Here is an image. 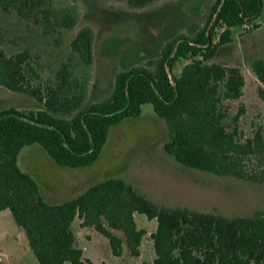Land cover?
I'll return each instance as SVG.
<instances>
[{
  "label": "trees",
  "instance_id": "obj_1",
  "mask_svg": "<svg viewBox=\"0 0 264 264\" xmlns=\"http://www.w3.org/2000/svg\"><path fill=\"white\" fill-rule=\"evenodd\" d=\"M156 1L126 3L131 9H142ZM0 10L13 11L39 27L44 36L73 29L80 17L74 5L55 8L53 0H0ZM261 15L264 23V0H217L206 24L193 37L169 39L153 70L133 67L117 72L112 93L98 103L86 102L88 75L75 74L77 68L88 71L94 64V33L89 27L77 32L68 60L47 80L28 50L5 54L6 38L0 30V87L41 106L34 111L0 110V212L8 210L25 232L38 264H91L74 247L75 218L82 221L80 227H92L107 239L114 257L122 254V240L114 231L122 232L130 255L138 257L146 232L137 228L135 214L156 222L150 235L154 264H264L262 212L226 218L161 207L118 178L99 182L75 199L49 205L37 180L17 164L23 148L38 145L61 168L91 166L110 129L139 117L142 107L151 105L167 126L163 150L177 163L216 177L264 185V130L257 128L251 137L237 138L226 130V115L219 110L222 99L242 96L244 77L236 67L212 62L218 49L232 41L233 28ZM217 29H221L218 35ZM181 60L190 62L178 77L172 75ZM251 69L264 100V60H254Z\"/></svg>",
  "mask_w": 264,
  "mask_h": 264
},
{
  "label": "rangeland",
  "instance_id": "obj_2",
  "mask_svg": "<svg viewBox=\"0 0 264 264\" xmlns=\"http://www.w3.org/2000/svg\"><path fill=\"white\" fill-rule=\"evenodd\" d=\"M216 1L158 0L146 8L131 9L126 0H53L55 8L74 5L80 17L73 29L48 36H44L39 27L19 19L13 11L0 10V30L6 38L2 50L7 56L28 50L39 65L42 79H52L68 60L70 44L77 32L89 27L94 33V64L88 71L77 68L75 74L79 77L88 75L86 102L98 103L112 93L117 72L133 67L153 70L160 50L169 39L178 35L193 37L206 24ZM244 24L232 29V41L220 47L212 60L222 66L240 69L244 77L242 96L237 100L222 99L219 106V110L226 115L223 121L226 130L235 132L237 138L242 139L251 137L257 128L264 130V100L258 95L261 84L251 69L254 60H264L263 15ZM220 32L221 29H217L216 35ZM189 62L181 60L176 63L172 75L178 77L183 66ZM222 91L221 88L220 93ZM6 108L34 111L41 106L32 98L0 87V110ZM167 140L165 121L154 114L151 105H144L139 117L125 119L110 129L99 161L89 169H83L87 172L81 169V174L64 173L58 180L63 183L81 178L86 183L118 178L130 186H142L141 192L147 195L145 199L156 205L159 203L161 207L212 213L226 218L264 213L263 184L216 177L182 166L164 152ZM149 148L155 153L154 161L143 160V154ZM17 164L22 171L36 174V178L32 177L37 179L40 193L47 183L52 182L48 178L57 175L52 172L44 174V171H71L57 166L38 145L23 148L17 157ZM89 174H96L97 180L87 181ZM135 222L146 232L141 261L131 258L126 247L123 259L114 258L110 249L103 246L108 243L106 239L97 235L99 239L89 247L90 263L152 264L150 235L156 225L147 222L144 215H137ZM16 228L10 214L0 215V236L2 233L12 236Z\"/></svg>",
  "mask_w": 264,
  "mask_h": 264
},
{
  "label": "crops",
  "instance_id": "obj_3",
  "mask_svg": "<svg viewBox=\"0 0 264 264\" xmlns=\"http://www.w3.org/2000/svg\"><path fill=\"white\" fill-rule=\"evenodd\" d=\"M154 119H156V118L154 117ZM149 140L151 141V139H149ZM150 149L151 148L147 149V153L143 154L144 155L143 160H145V161H150V160L154 161L155 160V158H156L155 153H152L150 151ZM28 155H29V153H28ZM159 157H161V156H159ZM159 157H157V158H159ZM99 159L100 158H98L97 161H99ZM96 162L93 163L91 166H88V167H92L93 165L96 164ZM88 167L79 168V169H70L71 170L70 172H63V173H56V171H54V170L53 171L52 170L44 171V174L49 173V172H52V174L53 173L57 174L56 176H53L52 178H50L48 175V177H49L48 179H51L52 182L47 183L43 187V190H41V195H42L44 201L49 205H59V204H62L66 201L77 198L79 195L84 193L87 189H89L93 185L99 183L97 181H94V180H97V179H95L97 176L96 175L97 173L94 175L89 174V176L86 178L87 181H91V179H92V181H94V182H86L85 183V180L82 181L81 178H78L73 182L64 181L63 183H61L60 180H58L60 177L62 178V175L64 173H66L65 175H67L71 172L72 173L75 172V174L76 173L81 174L82 170L86 169V168L89 169ZM83 171L87 172L88 170H83ZM32 172L33 171L26 170V173H29L30 175L32 174L31 176H35V178H36V174H34ZM92 176H94V177H92ZM131 187L133 189L137 190V192H139L142 197L144 196V198H147L146 197L147 195H145L146 192H145V194H143L141 192L142 186L140 188H136V187L131 185ZM142 191H143V189H142ZM147 194L149 195V192H147ZM157 204H158L157 206H160L159 203H157ZM9 214H10V212L8 210L0 212V215H9ZM137 215H139V214L134 215L135 221H136ZM148 221L149 220H147V222ZM81 222L82 221L79 218H75L71 224V229L73 231L74 238H75L74 247L77 249H80L82 251V259L83 260L87 259L90 261V258L88 255L89 247L96 239H99V236H97V235H100V234H98L92 227H80ZM149 222L154 223V225H156L155 220H151ZM135 223L137 225V222H135ZM137 228L140 229L138 227V225H137ZM155 229H156V226H155ZM155 229H154V231H155ZM141 230H143V229H141ZM114 234L122 240V254L120 257H114L112 254L111 255L114 258L121 260V259H123L124 255H125V247L127 248V245L125 242V237H124L123 233L120 231H114ZM5 235L6 234L2 233V235L0 236V264H38L37 260L34 258L32 252L30 250L27 235L18 225H17L16 232L14 233V235H12V236H5ZM145 237H146V235H144L142 238L141 246L139 248L140 255L138 257H132L129 253L128 248H127V251H128V254L130 255V257L136 259L138 262L142 260V248H143V244L145 241ZM150 239H151V237H150ZM106 241L108 242L107 239H106ZM103 246L106 247V249H110L109 243L103 244ZM150 248L152 251V264H154L153 261L155 259V254H154V250H153L152 240H151ZM110 252H111V250H110ZM24 259H28V260L25 262ZM100 262H101V264H103V263L106 264L104 261H100ZM64 264H70V263L65 262ZM142 264H145V263H142Z\"/></svg>",
  "mask_w": 264,
  "mask_h": 264
},
{
  "label": "built area",
  "instance_id": "obj_4",
  "mask_svg": "<svg viewBox=\"0 0 264 264\" xmlns=\"http://www.w3.org/2000/svg\"><path fill=\"white\" fill-rule=\"evenodd\" d=\"M245 25V24H244Z\"/></svg>",
  "mask_w": 264,
  "mask_h": 264
}]
</instances>
